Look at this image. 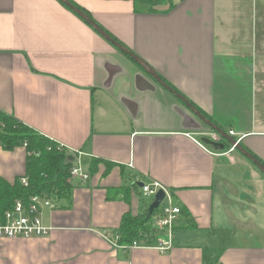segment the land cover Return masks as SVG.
Returning <instances> with one entry per match:
<instances>
[{"label":"crops","instance_id":"0c3cea01","mask_svg":"<svg viewBox=\"0 0 264 264\" xmlns=\"http://www.w3.org/2000/svg\"><path fill=\"white\" fill-rule=\"evenodd\" d=\"M67 1L264 163V0H170L153 13ZM0 111L88 175L41 210L47 236L0 238V264H264L263 181L230 176L236 150L203 143L216 133L59 0H0ZM25 162L24 147L0 145L1 179H21ZM149 182L180 208L171 247L159 251L155 232L124 250L121 218L149 208Z\"/></svg>","mask_w":264,"mask_h":264},{"label":"trees","instance_id":"16d2710c","mask_svg":"<svg viewBox=\"0 0 264 264\" xmlns=\"http://www.w3.org/2000/svg\"><path fill=\"white\" fill-rule=\"evenodd\" d=\"M127 1L132 2L135 13H153L157 11L159 6L164 4H169V8L173 6L170 0ZM70 3L91 18V15L86 10L77 6L72 1ZM109 36L114 39L111 35ZM139 67L143 70L141 66ZM196 110L204 116L201 111ZM219 143L224 145L222 152L229 150L231 147L224 138L220 137ZM0 145L4 150L9 151L16 147L25 148V173L22 178H25L28 183L24 187L19 185V178H16L12 183L0 178L1 222L3 221L5 212L11 210L16 201L28 204L32 197L60 200L69 196L72 189L70 170L73 164L68 160L69 152L66 148L59 147V143L43 136L2 111H0ZM255 158L264 165L260 159L256 156ZM99 162L91 160L88 168L90 173L96 170L97 163ZM105 164L109 166L107 163ZM157 212L158 209L149 215L147 209L141 216H132L130 213H125L121 218L115 238L117 246L126 247L133 242L150 244L155 233L152 227L153 217Z\"/></svg>","mask_w":264,"mask_h":264},{"label":"built area","instance_id":"2783aa9c","mask_svg":"<svg viewBox=\"0 0 264 264\" xmlns=\"http://www.w3.org/2000/svg\"><path fill=\"white\" fill-rule=\"evenodd\" d=\"M229 135L232 137L234 136L232 131L229 132ZM211 139L214 142H219L220 136L213 133ZM59 147L65 148L62 144H59ZM231 150L234 149L232 148ZM74 154L80 155L78 152H74ZM130 167H132V165H130ZM70 176L71 179H79L81 181H86L88 178V175L78 164L72 166ZM19 185L26 187L28 185L27 180L21 178L19 180ZM159 190L164 192L165 197L158 208V212L153 217L152 227L155 232L164 235L165 238L160 240L158 250L165 252L171 247L174 225L180 215V208L173 203L169 193H167L159 183L149 182L142 184L141 186L142 194L147 197H154ZM43 208H48L50 210L54 209V204L50 199L40 197L30 198L28 204L16 201L13 208L5 212L3 221H0V238L30 239L47 236L52 228L46 227L42 223L40 212ZM114 245L117 246L116 241L114 242ZM139 247V243L133 242L129 246L120 248L124 250H133Z\"/></svg>","mask_w":264,"mask_h":264},{"label":"water","instance_id":"95a60500","mask_svg":"<svg viewBox=\"0 0 264 264\" xmlns=\"http://www.w3.org/2000/svg\"><path fill=\"white\" fill-rule=\"evenodd\" d=\"M61 3H63L68 9L76 13L81 19H83L88 25H90L105 41L109 42L111 45H113L115 48H117L119 51L123 52L124 54L128 55L135 63H137L139 66H141L145 73L149 74L152 79H154L156 82L163 85V87L171 93L175 98L179 99L190 111L191 113L199 119L204 125H206L210 130L214 131L216 134H218L221 138H224L228 141L231 148L236 150L238 153H240L242 156H244L247 160H249L263 175H264V165L255 158L254 155L247 152L239 142L234 139L232 136L224 132L222 129H220L218 126L213 124L211 121L206 119L200 112L195 110V108L186 101L181 95L173 91L170 87L163 84L161 79L154 74L152 70H150L148 67H146L136 56L128 52L124 47H122L117 41L112 39L104 30H102L90 17H88L86 14H84L82 11L74 7L71 3H69L67 0H59ZM203 143H205L208 146L213 147L216 150L222 151L224 149V145L222 143H217L208 139H203ZM142 186V185H140ZM165 197V194L162 190H159L156 195L154 196L153 202L149 205L148 213L151 215L154 210L158 209L161 202L163 201Z\"/></svg>","mask_w":264,"mask_h":264},{"label":"rangeland","instance_id":"374dc122","mask_svg":"<svg viewBox=\"0 0 264 264\" xmlns=\"http://www.w3.org/2000/svg\"><path fill=\"white\" fill-rule=\"evenodd\" d=\"M232 153L234 154H231L232 156L230 155L227 159L230 176H238L243 181H251L253 183L263 181L262 184H264V175L249 160L243 158L237 151ZM243 163H246L247 166L243 165Z\"/></svg>","mask_w":264,"mask_h":264}]
</instances>
